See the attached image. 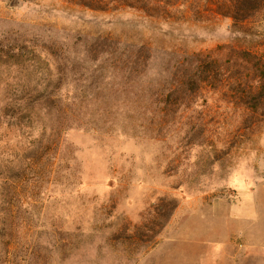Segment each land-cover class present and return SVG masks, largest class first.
I'll return each mask as SVG.
<instances>
[{
  "label": "rangeland",
  "instance_id": "rangeland-1",
  "mask_svg": "<svg viewBox=\"0 0 264 264\" xmlns=\"http://www.w3.org/2000/svg\"><path fill=\"white\" fill-rule=\"evenodd\" d=\"M228 3L0 0V47L21 67L0 71V98L50 76L71 96L59 146L14 172L1 264H264V7L234 22ZM197 53L241 58L228 82L169 93L174 61ZM0 126L1 152L16 139Z\"/></svg>",
  "mask_w": 264,
  "mask_h": 264
},
{
  "label": "trees",
  "instance_id": "trees-1",
  "mask_svg": "<svg viewBox=\"0 0 264 264\" xmlns=\"http://www.w3.org/2000/svg\"><path fill=\"white\" fill-rule=\"evenodd\" d=\"M228 2L227 15L234 22L247 20L253 13L264 7V0H228ZM95 42L101 41L97 39ZM108 47V45H98L97 49L101 52L100 54L111 53ZM15 50L14 43L11 44L10 42L5 44L4 47H0V71L6 70L8 72L21 69L9 60L13 56L18 57L19 53ZM140 55V53H137L133 56L127 55L124 58L127 61V69L130 70V67L139 62ZM239 55L228 56L222 64L210 59L207 55L199 53L179 56L171 66V79L175 81L170 84L169 93L175 91L182 94L196 95L202 89L203 83H210L213 80L218 81L219 78L223 82H228L230 80L229 76L235 75V64L232 62H237L241 58ZM244 55V59L247 61L254 57L247 51H244ZM149 57L146 56L140 60V63H144ZM63 59L64 63L68 61L66 58ZM58 80H61V76ZM51 83V76L44 77L34 83V88L30 92H16L14 90L7 92L0 98V122L4 124L7 131L9 130L8 134L16 139L14 147L4 148L0 152V156L6 158L5 164L0 163V187L6 186L5 192L0 191V264L6 261L10 253L13 236L18 228L16 224L17 215L12 204L17 199L14 172L18 170V167H22L21 170L25 171L23 169L25 166L28 168L40 159L48 157L55 146L57 148L61 143V134L68 126L58 104L71 98V96H62L57 94L55 90H49ZM21 85L16 83L17 87ZM254 90V85L248 84L246 92H242L241 99L251 97L250 99L253 100ZM242 103L245 104L244 101ZM18 142L22 144L19 147H17ZM18 157L22 159H20L21 163L17 166L15 161L18 162ZM172 209L173 206L166 214L160 215L162 223L167 221Z\"/></svg>",
  "mask_w": 264,
  "mask_h": 264
}]
</instances>
